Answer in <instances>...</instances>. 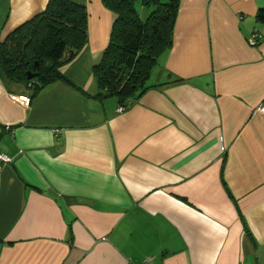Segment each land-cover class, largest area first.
Instances as JSON below:
<instances>
[{
  "label": "crops",
  "instance_id": "crops-1",
  "mask_svg": "<svg viewBox=\"0 0 264 264\" xmlns=\"http://www.w3.org/2000/svg\"><path fill=\"white\" fill-rule=\"evenodd\" d=\"M74 1L70 83L26 105L0 78V264H264V0H180L156 86L120 112L92 72L116 14ZM47 2L0 0V42Z\"/></svg>",
  "mask_w": 264,
  "mask_h": 264
},
{
  "label": "trees",
  "instance_id": "trees-1",
  "mask_svg": "<svg viewBox=\"0 0 264 264\" xmlns=\"http://www.w3.org/2000/svg\"><path fill=\"white\" fill-rule=\"evenodd\" d=\"M116 14L109 42L92 67L97 85L94 97H115L128 105L156 85L152 71L173 44L180 0H101ZM140 9L149 12L141 17ZM256 19L264 22V7ZM88 13L74 0H48L45 9L0 42V78L22 83L35 97L45 87L69 80L60 67L86 44ZM27 71L34 73L27 79ZM34 81L29 86V82ZM89 95L88 93H85Z\"/></svg>",
  "mask_w": 264,
  "mask_h": 264
},
{
  "label": "built area",
  "instance_id": "built-area-1",
  "mask_svg": "<svg viewBox=\"0 0 264 264\" xmlns=\"http://www.w3.org/2000/svg\"><path fill=\"white\" fill-rule=\"evenodd\" d=\"M260 38H261V35L257 31H254L252 33V35L250 36V38L248 39V42H249L250 45H257L259 40H260ZM32 83H34V81H32V82L30 81L29 82V86ZM23 101H24V104L29 105L30 101H31V98L29 96H25L23 98ZM124 109H125V106L124 105H120L117 110L120 112V111H123ZM260 109L262 111H264V106H262ZM10 160L11 159L5 153H2L0 151V171L2 169V166L4 164H6L7 162H9ZM142 264H146V263H142Z\"/></svg>",
  "mask_w": 264,
  "mask_h": 264
},
{
  "label": "rangeland",
  "instance_id": "rangeland-1",
  "mask_svg": "<svg viewBox=\"0 0 264 264\" xmlns=\"http://www.w3.org/2000/svg\"><path fill=\"white\" fill-rule=\"evenodd\" d=\"M148 10L147 9H140V14H141V17L142 18H145L146 16H147V14H148ZM156 68V67H155ZM154 68V69H155ZM151 79V78H150ZM151 81V80H150Z\"/></svg>",
  "mask_w": 264,
  "mask_h": 264
},
{
  "label": "water",
  "instance_id": "water-1",
  "mask_svg": "<svg viewBox=\"0 0 264 264\" xmlns=\"http://www.w3.org/2000/svg\"><path fill=\"white\" fill-rule=\"evenodd\" d=\"M26 75L28 80L33 79L35 77L34 73H32L31 71H27Z\"/></svg>",
  "mask_w": 264,
  "mask_h": 264
}]
</instances>
